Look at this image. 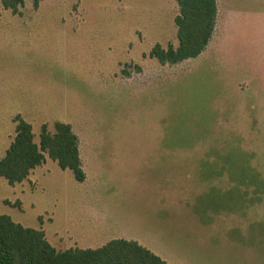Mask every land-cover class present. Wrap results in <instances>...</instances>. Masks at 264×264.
Masks as SVG:
<instances>
[{"label":"rangeland","instance_id":"obj_1","mask_svg":"<svg viewBox=\"0 0 264 264\" xmlns=\"http://www.w3.org/2000/svg\"><path fill=\"white\" fill-rule=\"evenodd\" d=\"M198 58L176 0H0V160L14 120L71 126L85 180L46 155L0 214L58 251L136 241L167 264H264V0H216Z\"/></svg>","mask_w":264,"mask_h":264},{"label":"trees","instance_id":"obj_2","mask_svg":"<svg viewBox=\"0 0 264 264\" xmlns=\"http://www.w3.org/2000/svg\"><path fill=\"white\" fill-rule=\"evenodd\" d=\"M44 0H33L39 7ZM180 15L176 19L178 49L157 47L152 56L161 62L178 64L200 57L210 44L215 30L216 0H176ZM23 0H2L13 14ZM15 138L0 160V178L12 186L25 182L46 161V155L63 170H70L78 182L86 178L82 169L79 140L68 124L55 123L54 133L43 125L39 143L33 126L17 116ZM0 264H167L136 241L112 240L97 249H69L61 252L47 240L43 230L25 228L0 214Z\"/></svg>","mask_w":264,"mask_h":264},{"label":"crops","instance_id":"obj_3","mask_svg":"<svg viewBox=\"0 0 264 264\" xmlns=\"http://www.w3.org/2000/svg\"><path fill=\"white\" fill-rule=\"evenodd\" d=\"M106 245V244H105ZM104 246V245H103Z\"/></svg>","mask_w":264,"mask_h":264}]
</instances>
